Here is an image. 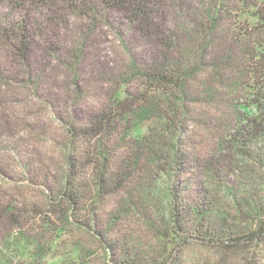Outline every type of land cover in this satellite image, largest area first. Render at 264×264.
Instances as JSON below:
<instances>
[{
    "label": "rangeland",
    "instance_id": "1",
    "mask_svg": "<svg viewBox=\"0 0 264 264\" xmlns=\"http://www.w3.org/2000/svg\"><path fill=\"white\" fill-rule=\"evenodd\" d=\"M255 3L161 0L148 33L95 2L0 0L29 50L0 36V264H264V126L233 144ZM169 61L179 85L145 77Z\"/></svg>",
    "mask_w": 264,
    "mask_h": 264
},
{
    "label": "trees",
    "instance_id": "2",
    "mask_svg": "<svg viewBox=\"0 0 264 264\" xmlns=\"http://www.w3.org/2000/svg\"><path fill=\"white\" fill-rule=\"evenodd\" d=\"M5 1L16 4V6L22 7L26 11L31 9L32 2H36L38 5H47L52 2V0ZM69 2L75 11L87 12L91 10V5H94V2L96 7L100 6L106 10L116 9L121 11L132 24H136L144 32L151 33L160 29V26L157 25L156 7L161 4V0H69ZM255 2L251 6L253 11L249 9L251 14L249 20L252 25L249 20H245L247 24L244 36H249L253 45V53L246 65V82L243 79H239V87L247 93V97L243 102L238 103L239 105L237 104V112L241 116V123L238 137L233 139L235 148L247 147V144L251 141L250 138H254V133L263 132L262 127L264 126L262 123V118L264 117V36L262 35L264 31V0H255ZM219 24L218 15L212 14L210 18L207 17L206 24L202 26L203 33L205 32L206 36L210 34L214 43L220 38L218 33ZM9 32H2L0 29L1 38L9 41L14 39ZM4 34H8V36ZM11 43L14 46V48L11 47L14 49V55L26 60L29 50L25 44V37L23 36L21 39L15 38ZM221 62L225 64L227 60L223 59ZM174 66L175 63L170 61L163 63L160 68V72L163 74H147L145 77L157 79V82L161 81L168 85L177 86L185 77L182 78L183 72L175 71L176 68ZM221 68L219 69L221 70ZM118 96H120L119 93ZM121 105L125 113L131 110L126 107V101H122ZM107 120L106 116H103L84 129L79 125H73V127H70L69 132L74 137L75 135L97 136L101 134L103 128L111 121L110 119ZM261 231H264V225H262Z\"/></svg>",
    "mask_w": 264,
    "mask_h": 264
}]
</instances>
